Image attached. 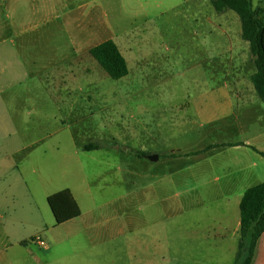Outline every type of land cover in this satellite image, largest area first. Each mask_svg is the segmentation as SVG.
Here are the masks:
<instances>
[{
    "label": "rangeland",
    "instance_id": "1",
    "mask_svg": "<svg viewBox=\"0 0 264 264\" xmlns=\"http://www.w3.org/2000/svg\"><path fill=\"white\" fill-rule=\"evenodd\" d=\"M57 1L49 0L38 19L33 2L21 8L34 21L43 17V39L28 42L37 47L30 54L5 56L8 68L0 71V118L36 136L45 159L61 160L59 174L75 192L84 220L96 221L88 234L83 221L51 226L42 234L45 241L140 238L154 242L149 250L147 243L140 247V263L153 261L159 250L155 264H164L171 239V249H188L187 263L173 255V264H214L216 249L208 243L215 232L227 227L231 234L235 226H214L195 191L180 180L170 185L164 179L168 167L148 156L200 130L192 123L193 104L180 109L185 98L191 101L216 80H249L256 71L239 16L218 13L211 0ZM259 2L253 0L255 7ZM74 37H81L84 55L70 48ZM107 40L128 63L121 80H113L88 51ZM15 41L19 45L20 37ZM247 54L253 65L236 67ZM218 127L203 128L205 144ZM88 144L99 148L87 151ZM222 244V258L234 264V244Z\"/></svg>",
    "mask_w": 264,
    "mask_h": 264
},
{
    "label": "crops",
    "instance_id": "2",
    "mask_svg": "<svg viewBox=\"0 0 264 264\" xmlns=\"http://www.w3.org/2000/svg\"><path fill=\"white\" fill-rule=\"evenodd\" d=\"M32 2L34 16L38 19L49 0H0V71L8 68L5 56L30 54L37 50V47L29 46L30 41L32 44L34 39L36 42L43 39L40 30L43 17L34 21L21 9L31 6ZM15 37H20L19 45ZM90 37L91 33L88 39ZM80 39L74 37L70 48L84 55L85 48H82ZM91 48H88L89 52ZM249 65L253 63L247 54L237 60L236 67L240 69ZM255 72L248 74L249 80L235 78L222 84L216 80L206 84L207 90L191 101L190 97L185 98L180 109L193 104L195 112L192 115L196 121L192 123L200 130L189 134L186 140L165 146L163 150L153 149L149 154L159 155L157 161L150 160L153 164L163 163L166 169L168 167L164 172L165 181L171 185L173 179L180 180L188 184L189 191H195L196 203L213 216L214 226H235L231 234L227 227L222 228L221 233L215 232L216 240L212 245L208 243L212 250L216 249L217 257L210 261L214 264H226L221 250L222 243L228 240L234 244L231 252L235 261L241 227L240 203L246 190L264 183V156L261 154L264 153V102L250 84ZM187 114L182 112L180 115ZM216 123L219 127L213 130ZM205 126L213 127L206 144ZM35 137L27 129L9 126L0 118V264H155L159 250L158 253L154 251L153 261L147 258L140 263V247L147 243L149 250V244H154L140 238L108 241L89 237L77 242L64 237L45 241L42 234L51 226L70 227L83 221L88 234L89 229L97 225L96 221L89 224L84 220L82 211L80 217L62 225L50 218L48 211L51 210L45 206L49 196L70 189L74 198L77 197L59 174L61 160L45 159L43 145ZM65 159L62 161H67ZM132 227L138 229V226ZM38 238L45 242V246L39 245ZM173 243L169 239L170 248L164 264L177 263L172 261L173 255L187 263V247L173 250ZM77 247L86 249L77 250ZM252 264H264V233Z\"/></svg>",
    "mask_w": 264,
    "mask_h": 264
},
{
    "label": "trees",
    "instance_id": "3",
    "mask_svg": "<svg viewBox=\"0 0 264 264\" xmlns=\"http://www.w3.org/2000/svg\"><path fill=\"white\" fill-rule=\"evenodd\" d=\"M218 13L233 11L242 25V38L250 44L256 72L251 76L253 86L264 102V0L255 7L253 0H211ZM91 55L113 80H121L129 74L128 63L119 46L113 40L104 41L90 50ZM99 145L88 144L92 151ZM145 157L143 151L134 152ZM264 156V153H261ZM48 204L57 225L81 216V209L70 189L48 197ZM241 227L234 264H252L260 238L264 233V183L246 190L240 203Z\"/></svg>",
    "mask_w": 264,
    "mask_h": 264
},
{
    "label": "water",
    "instance_id": "4",
    "mask_svg": "<svg viewBox=\"0 0 264 264\" xmlns=\"http://www.w3.org/2000/svg\"><path fill=\"white\" fill-rule=\"evenodd\" d=\"M148 159H150L151 161H157L159 159V155L157 154L150 155L148 156Z\"/></svg>",
    "mask_w": 264,
    "mask_h": 264
},
{
    "label": "built area",
    "instance_id": "5",
    "mask_svg": "<svg viewBox=\"0 0 264 264\" xmlns=\"http://www.w3.org/2000/svg\"><path fill=\"white\" fill-rule=\"evenodd\" d=\"M37 240L40 246H45V242L41 238H38Z\"/></svg>",
    "mask_w": 264,
    "mask_h": 264
}]
</instances>
